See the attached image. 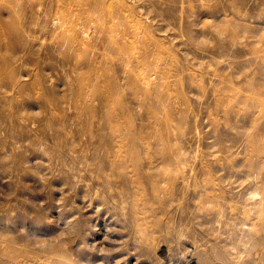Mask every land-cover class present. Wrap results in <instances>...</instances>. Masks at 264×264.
Wrapping results in <instances>:
<instances>
[{
    "label": "rangeland",
    "instance_id": "rangeland-1",
    "mask_svg": "<svg viewBox=\"0 0 264 264\" xmlns=\"http://www.w3.org/2000/svg\"><path fill=\"white\" fill-rule=\"evenodd\" d=\"M190 259L264 264V0H0V264Z\"/></svg>",
    "mask_w": 264,
    "mask_h": 264
},
{
    "label": "bare ground",
    "instance_id": "bare-ground-1",
    "mask_svg": "<svg viewBox=\"0 0 264 264\" xmlns=\"http://www.w3.org/2000/svg\"><path fill=\"white\" fill-rule=\"evenodd\" d=\"M5 3H9V4H12L13 3V5L14 6H17L18 4H19V0H3ZM58 1H60V0H55V3H57ZM43 2V1H42ZM50 2V1H49ZM44 3V2H43ZM42 3V4H43ZM48 3V2H47ZM50 4V3H49ZM40 5L41 4H39V7H35L36 9H38V8H40ZM44 5V4H43ZM47 5V4H46ZM45 5V6H46ZM38 6V5H37ZM48 6V5H47ZM46 6V7H47ZM46 7H44V8H46ZM47 9V8H46ZM43 10V9H42ZM41 10V11H42ZM38 11V10H37ZM45 11V10H44ZM44 14V13H43ZM37 15H39V14H37ZM65 16H66V14H65ZM65 16L63 17V15L61 16V15H59V13H55V14H53L52 16H51V18L48 20L49 21V23L51 24V26H53V27H57V28H60L63 24H64V20H65ZM38 18V17H37ZM40 19H42V18H40ZM36 20V19H35ZM33 22L34 23H32L31 22V24L33 25H37V24H35L36 22L33 20ZM40 23H41V21H40ZM38 25H40V24H38ZM37 25V26H38ZM25 28V27H24ZM32 28V27H31ZM26 30V32L28 31L27 29H25ZM30 30V29H29ZM37 31V30H36ZM35 31V32H36ZM82 31V30H81ZM85 31H86V29H85ZM25 32V33H26ZM28 33V32H27ZM26 33V34H27ZM30 33V32H29ZM81 33V32H80ZM81 34H83V33H81ZM23 35V34H22ZM28 35V34H27ZM27 35H25L27 38H29ZM34 35V34H33ZM32 36V35H31ZM30 36V37H31ZM80 36V35H79ZM86 36H87V34H86V32H85V34H83V36H81L79 39H81V40H79V39H77V40H79V42H80V44H84V42L86 41L85 39H86ZM34 37V36H33ZM14 55V54H13ZM18 55V54H17ZM17 57V56H16ZM15 57V58H16ZM181 152V151H180ZM189 262L192 264L193 263V259H190L189 260Z\"/></svg>",
    "mask_w": 264,
    "mask_h": 264
}]
</instances>
